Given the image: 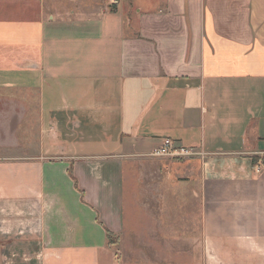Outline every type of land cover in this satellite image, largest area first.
I'll use <instances>...</instances> for the list:
<instances>
[{"label": "crops", "instance_id": "crops-1", "mask_svg": "<svg viewBox=\"0 0 264 264\" xmlns=\"http://www.w3.org/2000/svg\"><path fill=\"white\" fill-rule=\"evenodd\" d=\"M111 3L0 0V221L40 264H264V0Z\"/></svg>", "mask_w": 264, "mask_h": 264}, {"label": "rangeland", "instance_id": "rangeland-1", "mask_svg": "<svg viewBox=\"0 0 264 264\" xmlns=\"http://www.w3.org/2000/svg\"><path fill=\"white\" fill-rule=\"evenodd\" d=\"M192 201L194 202L188 204L191 207H189L190 211H188L186 223L192 225L194 230H197L201 222L199 203L197 200ZM21 230L22 227L18 225L5 228L0 221V264H40L38 258V253L41 249L40 242L29 237L27 231L22 230L20 232ZM170 242H158L154 245L151 244L152 246L150 247L143 246L138 252L139 255L135 252V257L124 260L119 252V237L113 234L108 239L112 260L108 264H195L192 257L194 250L192 242H187L185 245V258H172L171 252L168 254L167 245L171 246ZM106 258L102 260V264H107Z\"/></svg>", "mask_w": 264, "mask_h": 264}, {"label": "built area", "instance_id": "built-area-1", "mask_svg": "<svg viewBox=\"0 0 264 264\" xmlns=\"http://www.w3.org/2000/svg\"><path fill=\"white\" fill-rule=\"evenodd\" d=\"M113 5H117L119 0H111ZM191 152L188 149L180 146L178 143L167 139L164 143V147L161 150L155 151L153 156H169V157H188L191 156Z\"/></svg>", "mask_w": 264, "mask_h": 264}, {"label": "trees", "instance_id": "trees-1", "mask_svg": "<svg viewBox=\"0 0 264 264\" xmlns=\"http://www.w3.org/2000/svg\"><path fill=\"white\" fill-rule=\"evenodd\" d=\"M107 236H108V239H110L111 236H113V234L109 231H107Z\"/></svg>", "mask_w": 264, "mask_h": 264}]
</instances>
